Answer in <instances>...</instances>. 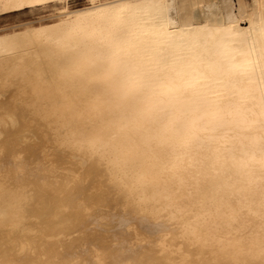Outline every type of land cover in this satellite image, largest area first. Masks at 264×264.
I'll use <instances>...</instances> for the list:
<instances>
[{"label": "bare ground", "instance_id": "6f19581e", "mask_svg": "<svg viewBox=\"0 0 264 264\" xmlns=\"http://www.w3.org/2000/svg\"><path fill=\"white\" fill-rule=\"evenodd\" d=\"M72 1L0 0V264H264V0Z\"/></svg>", "mask_w": 264, "mask_h": 264}, {"label": "rangeland", "instance_id": "374dc122", "mask_svg": "<svg viewBox=\"0 0 264 264\" xmlns=\"http://www.w3.org/2000/svg\"><path fill=\"white\" fill-rule=\"evenodd\" d=\"M87 4L86 0H73L72 3L70 4V7L71 8H78V7H82V6H85ZM24 13V14H23ZM23 15L19 14V16L23 19V21H34L36 22L37 19L39 18H43V17H46L47 15L50 14V8H47V9H43V10H40L39 12H36V13H29L28 11L25 13V11L22 12ZM11 17L7 16V17H0V27L7 24L9 21H11ZM25 19V20H24Z\"/></svg>", "mask_w": 264, "mask_h": 264}]
</instances>
